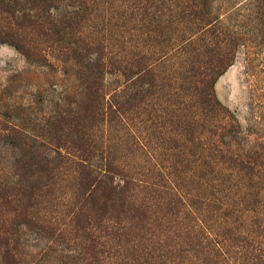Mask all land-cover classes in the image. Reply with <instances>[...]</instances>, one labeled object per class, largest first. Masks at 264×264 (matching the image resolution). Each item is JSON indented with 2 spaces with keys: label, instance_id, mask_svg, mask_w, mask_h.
<instances>
[{
  "label": "rangeland",
  "instance_id": "374dc122",
  "mask_svg": "<svg viewBox=\"0 0 264 264\" xmlns=\"http://www.w3.org/2000/svg\"><path fill=\"white\" fill-rule=\"evenodd\" d=\"M116 4L118 1L113 0L43 1V29H27L28 32L23 34L35 46L34 56H26L9 43H0V197L2 188L9 189L8 192L14 195L19 189L16 196L22 210L30 205L28 195L32 191L35 200L30 208L41 224L40 227H21L16 264H89L88 248L94 244L97 249L110 253L108 257L107 252L100 254L104 262L118 264L125 260L128 251L133 258L135 249L150 248V241L161 243L159 237L168 236L169 240L177 238L180 232L184 234L188 222L185 213L191 210L185 190L195 187L190 184L194 172L191 171L192 163L185 160V154L178 156L172 147L175 145L174 131L165 120L168 109L173 115L180 105V115H183L190 108L188 95L193 77H190V71L182 68L181 58L170 56V51L166 57L164 53L156 55L163 57L157 65L158 78L152 88L157 92L146 95L148 79H145L142 86L139 85L142 95L139 104L134 110H126L120 116L121 120L111 114L114 120L108 122L94 110L86 112L89 103L95 108L103 98L105 106L115 92L131 86L121 73L106 70L101 97L86 89L87 76L91 74L86 65L97 58L98 47L103 46L108 57L124 56L131 49L125 48L122 42L134 34L135 30L131 28L137 21L116 13L115 10L120 11ZM200 8L207 20L236 36L233 64L214 85L218 100L237 119V132L234 138H227V143L239 153L264 155V24L253 21L254 11L264 12V0H202ZM110 18L131 30L125 38L119 32L116 35L117 28L106 26ZM8 19L0 14L1 23L7 24ZM75 19L79 29L74 28L76 32L67 36L62 32L63 24L75 22ZM146 21L143 20V24ZM201 26L202 22L195 24L192 32L187 34L196 40L190 53L196 67L202 66L200 62L204 63L210 57L202 49L210 35L204 33ZM119 27L122 30L123 27ZM72 48L85 56L84 63L76 61L72 53L67 54ZM137 50L145 58L150 47L142 45ZM211 56L214 58V52ZM92 70L95 72L96 69ZM128 92L122 93L116 101L126 102L124 95ZM69 120H73L71 126ZM80 137L100 148L99 151L93 149L98 155L94 158L95 165L108 157L123 170H129L140 182L134 192L138 205L142 204L148 210L151 229L146 232V239L138 236L118 241L110 237L108 229L95 235L78 228L72 218L76 206V169L69 159L70 164L63 162L65 166L57 169L55 163L60 159L58 151L73 159L76 148L71 140ZM99 153L103 154V161ZM263 168L250 178L233 180L238 191L230 195L232 200L237 198L241 209L233 215L236 219V214L241 216L235 222L236 227L238 224L242 229L256 226V216H264ZM178 183L188 187L178 190ZM180 197L183 206L181 209L179 203L176 205V209H180L177 218L167 211L164 199ZM12 207H2L0 198L1 215H11ZM208 224L215 226L212 221ZM151 231L157 235L149 240ZM232 260L227 257L224 264H232ZM0 264L11 263L0 258Z\"/></svg>",
  "mask_w": 264,
  "mask_h": 264
},
{
  "label": "trees",
  "instance_id": "16d2710c",
  "mask_svg": "<svg viewBox=\"0 0 264 264\" xmlns=\"http://www.w3.org/2000/svg\"><path fill=\"white\" fill-rule=\"evenodd\" d=\"M43 1L48 0H0V14L9 18L7 24L0 22V43H9L26 56H34L35 46L26 40L23 34L28 32L27 29L31 31L43 29L41 21ZM113 1H118L116 8L118 7L120 11L115 10L116 13L137 21L131 28L135 32L128 39L125 34L131 30L125 28L124 24L120 25L119 21L113 22L111 19L113 16L106 24L113 29L117 28L116 35L119 32L121 37H126L122 43L125 48L131 49L124 56L108 57L105 56L104 47H98L97 58L90 60L86 65L90 67L88 70L91 72L87 76L86 89L90 94L99 97L106 70L121 73L131 86L127 85L123 91L115 92L110 103L105 106L103 98L102 103L95 104V108L89 103L86 112L94 110L108 122L114 120L111 114L121 120L120 116L126 110L131 108L134 110L139 104L141 95L139 85L145 79H148L146 95L150 96L157 92L152 88L158 78L157 65L163 58H158L157 54L164 53L166 57L170 51V56L181 58L182 68L190 71V77H193L192 85L189 87L188 113L180 115L181 108L178 105L173 115L168 109L165 112L166 119L164 118L174 131L172 140L175 145L172 147L177 150L178 156L185 154V160H189L193 166L191 171L194 173L190 184H194L195 187L185 190L187 204L191 210L185 213L188 222L184 226V234L180 232L177 238L169 240L168 236L159 237L161 243L150 241V248L142 246L144 251L141 248L135 249L136 255L132 254L133 258H130L128 251L125 260L118 264H224L227 257L233 258L232 264H264V216L262 218L256 216V226H246L242 229L238 224L236 227L235 222L241 216L238 217L236 214V219L233 215L235 212H241V209L238 207L237 198L233 197L235 200H232L230 195L238 191L234 188L237 184L233 183V180H243L246 176L250 178L263 168L264 155L258 152L239 153L232 150L227 138H234L237 132V119L221 104L214 90L217 79L233 64L236 36L220 30L216 23L205 18L200 8L202 0ZM115 12L113 11L114 15ZM263 16L264 12L254 11L253 21L264 24ZM143 20H147L145 24ZM77 22L75 19V22L64 23L62 32L67 33V36L74 34L76 32L74 28L78 30L80 26ZM199 22L203 23L200 29L210 35L209 42L202 47L203 52L210 57L208 61L200 62L202 66L196 67L190 56L193 51L191 47L195 45L196 40L187 34L192 32V26ZM119 26L123 27L122 30ZM142 45L150 47L145 58L140 56L141 52L137 50ZM212 52L214 58L211 56ZM71 53L76 61L84 63L85 56L76 48L67 52ZM91 68L96 69L95 72ZM124 92H128L124 95L127 97L126 102L116 101ZM72 121L69 120L68 125L71 126ZM71 144L76 148L73 159L58 151L57 157L60 159L55 163V168L65 166L63 162L65 164L72 162L76 169L74 193L76 206L72 210V218H75L78 228L87 231V234L89 230L95 235L108 229L110 237L118 241L138 236L142 237V240L146 239V232L151 229L148 225L150 218L148 210L142 204L138 205L135 200L134 190L140 187L137 178L132 177L129 170H123L122 167L115 165L108 157L104 162L95 165L94 158L98 156L95 151H99L100 148L95 143L90 144L84 137L71 140ZM100 156L103 161V154ZM186 187H188L186 184H183V187L177 184L178 190ZM2 189L1 206L13 207L11 215L0 214V258L16 264L21 227L37 225L40 227L41 224L30 208L34 205L32 200H35L32 191L28 195L32 203L20 210V199L16 196L19 189L15 190V195L9 193L7 188ZM164 202L167 211L178 218L180 209H176V205L179 203L182 209V198L164 199ZM209 221L215 226L208 224ZM154 235H157L155 231L149 232L148 239L152 240ZM88 252L89 264H107L100 255L107 251L97 249L96 244L88 248ZM108 253L107 257L110 254Z\"/></svg>",
  "mask_w": 264,
  "mask_h": 264
}]
</instances>
